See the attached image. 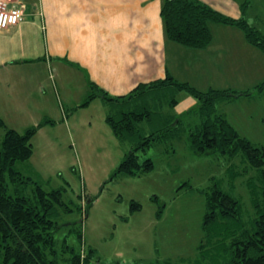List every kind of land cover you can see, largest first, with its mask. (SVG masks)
<instances>
[{
	"label": "rangeland",
	"instance_id": "obj_1",
	"mask_svg": "<svg viewBox=\"0 0 264 264\" xmlns=\"http://www.w3.org/2000/svg\"><path fill=\"white\" fill-rule=\"evenodd\" d=\"M194 67V60H187L186 66L183 62L180 75L207 91L210 88L203 79L208 77L199 76ZM53 74L58 92L54 87L48 94L32 88L29 94L41 97L42 105L31 101L27 104L35 103L37 108L24 110L16 104L7 111L6 122L21 132L43 124L32 138L34 153L30 161L17 167L46 190L63 191L70 211L57 207L56 219L61 227L56 233V246L64 240L79 245L72 231L75 227L82 231L84 247L96 250L98 264H196L206 209V198L200 190L210 186L213 177L224 180L223 187L228 189L227 167L240 162L239 157L230 160L193 153L186 131L199 121L198 99L182 91L174 107L164 105L163 117L169 119L176 114L183 121L182 128L178 138L154 142L146 152H140L141 162L147 158L154 161L152 171L116 174L135 143L116 137L107 122L108 104L96 101L89 109L83 108L92 102L77 108L87 97L74 72L70 75L59 70ZM260 75L264 76V71ZM259 79L258 83L264 77ZM12 93L24 101L18 92ZM76 100L78 105L72 102ZM164 103L162 100L160 105ZM218 108L227 113L242 136L264 145V92L229 97ZM144 129L149 131L150 125ZM5 131L0 128V144ZM10 186L13 192L16 186ZM34 188L35 184H30L20 193L31 197ZM234 188L231 193L242 201L248 220L254 209L243 179H237ZM135 203L140 207L133 208Z\"/></svg>",
	"mask_w": 264,
	"mask_h": 264
},
{
	"label": "trees",
	"instance_id": "obj_2",
	"mask_svg": "<svg viewBox=\"0 0 264 264\" xmlns=\"http://www.w3.org/2000/svg\"><path fill=\"white\" fill-rule=\"evenodd\" d=\"M161 16L167 39L179 45L207 48L213 40L210 24L217 23L238 28L247 42L264 54V31L245 17L228 16L201 0H163ZM89 87L87 98L77 108L102 98L110 106L107 122L116 137L135 143L116 174L152 171L154 161L147 158L141 162L140 152H146L154 142L178 138V130L182 128L183 121L176 114L168 120L163 117L164 105L174 107L182 91L198 99L199 121L186 131L191 150L200 156H223L230 160L239 157L240 162H231L227 167L228 189L223 187L224 180L213 177L211 185L200 190L206 198V209L196 264H264V145L242 136L218 108L229 97L264 92V80L241 92L232 88L202 91L170 73L165 78L140 83L120 96L110 95L95 82L90 81ZM162 100L166 104L160 105ZM147 124L149 131L144 129ZM42 125L21 132L8 127L0 116V128L6 130L0 144V264H98L94 258L96 250L84 247L82 231L75 227L72 231L79 245L64 240L56 246V233L61 227L56 219L57 207L70 211L63 200V191L46 190L42 183L34 182L17 167L33 156L32 138ZM240 178L246 184L254 209L248 220L242 201L231 193ZM10 183L16 186L13 192ZM30 184H35L33 196L21 194ZM139 207L138 203L133 206Z\"/></svg>",
	"mask_w": 264,
	"mask_h": 264
},
{
	"label": "crops",
	"instance_id": "obj_3",
	"mask_svg": "<svg viewBox=\"0 0 264 264\" xmlns=\"http://www.w3.org/2000/svg\"><path fill=\"white\" fill-rule=\"evenodd\" d=\"M5 1L24 4L27 13L23 22L0 31V116L5 122L7 111L16 104L24 110L37 108L27 104L31 101L42 105L41 97L29 94L32 88L48 94L54 87L58 92L52 77L59 70L76 74L78 85L85 87L84 98L90 81L112 96L128 94L140 83L165 78L167 73L187 81L180 72L189 59L195 61L199 76L208 77L203 80L209 88L241 92L264 77L260 75L264 54L236 27L211 23L213 40L205 49L168 40L161 16L163 0ZM201 1L228 16L245 17L264 31V0ZM96 101L105 103L98 97L83 109Z\"/></svg>",
	"mask_w": 264,
	"mask_h": 264
},
{
	"label": "built area",
	"instance_id": "obj_4",
	"mask_svg": "<svg viewBox=\"0 0 264 264\" xmlns=\"http://www.w3.org/2000/svg\"><path fill=\"white\" fill-rule=\"evenodd\" d=\"M26 15L24 4H9L5 0H0V31L20 24L25 20Z\"/></svg>",
	"mask_w": 264,
	"mask_h": 264
}]
</instances>
